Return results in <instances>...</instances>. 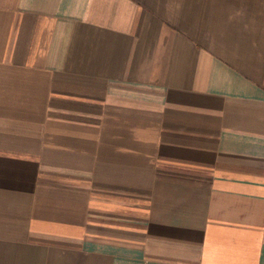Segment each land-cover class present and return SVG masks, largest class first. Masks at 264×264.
<instances>
[{
  "label": "crops",
  "instance_id": "crops-1",
  "mask_svg": "<svg viewBox=\"0 0 264 264\" xmlns=\"http://www.w3.org/2000/svg\"><path fill=\"white\" fill-rule=\"evenodd\" d=\"M0 264H264V0H0Z\"/></svg>",
  "mask_w": 264,
  "mask_h": 264
}]
</instances>
